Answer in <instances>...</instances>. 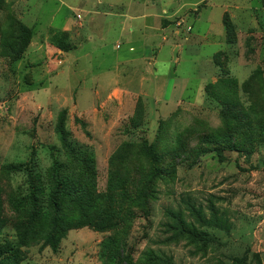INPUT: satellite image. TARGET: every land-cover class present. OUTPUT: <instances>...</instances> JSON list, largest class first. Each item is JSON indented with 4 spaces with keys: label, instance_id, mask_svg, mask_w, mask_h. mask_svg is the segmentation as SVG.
Returning <instances> with one entry per match:
<instances>
[{
    "label": "rangeland",
    "instance_id": "374dc122",
    "mask_svg": "<svg viewBox=\"0 0 264 264\" xmlns=\"http://www.w3.org/2000/svg\"><path fill=\"white\" fill-rule=\"evenodd\" d=\"M141 1L131 16L161 12ZM28 6L0 0V264H264V0L163 19L178 48L150 86L126 36L75 51L52 27L68 9ZM199 14L223 15L225 42L195 36Z\"/></svg>",
    "mask_w": 264,
    "mask_h": 264
},
{
    "label": "crops",
    "instance_id": "0c3cea01",
    "mask_svg": "<svg viewBox=\"0 0 264 264\" xmlns=\"http://www.w3.org/2000/svg\"><path fill=\"white\" fill-rule=\"evenodd\" d=\"M134 1L128 0V2L123 3L118 0H26V3L29 5V19L34 15L38 18L43 11L46 17H51V20H63L62 10L64 8L68 9L65 19L67 22L62 24L61 27L51 26L58 30L70 32L77 39L75 51H82L86 43L93 41L95 38L106 40V37L112 35L113 37H121L120 40L123 41L122 37L126 36L128 39L126 42L130 47L127 53L119 57H124V65L127 66L126 70L128 73L135 72L137 74L140 86H142L141 82L144 84L147 80H149L148 85L150 86L151 81L153 82L157 79L155 75L157 66L172 63L175 50L178 48L176 42L173 40V37H175L172 34L174 24L164 27L163 19L176 18L200 3H204L205 8H207L208 2L211 0H150L149 2L152 7L159 6L161 8V12L157 16H152L151 14L131 16L129 14L130 6H132V2ZM141 4L145 5L146 8L148 7L145 0L141 1ZM119 8L122 11L117 13L116 10ZM75 10H82L85 14L86 20H84L80 28L74 27L76 24L73 21L70 22L71 15ZM60 16L62 17L61 19ZM94 16L96 20H94ZM98 16L121 18V20H106L102 22V28H97L95 23L99 22ZM200 16L201 14L194 20H184L193 24L195 36L208 45H220L222 41L225 42L226 36L222 23L223 15L221 20L220 18L214 20L209 14L207 18ZM237 16H240L242 20H251L252 11L250 10V14L248 10L240 13L239 8L236 7V11L231 13L234 22H237ZM73 20L77 23L75 16ZM35 42L36 38L31 45L33 53L36 52ZM175 61L179 62L177 59ZM118 63H121V61H118ZM117 69L118 67L113 66L106 69L99 68L98 70L103 74H110L111 76L114 74V70ZM170 74L168 72V75ZM104 77L107 79L106 75ZM170 80L173 79H170V76H168L167 82ZM182 81L184 80L182 79ZM174 84L176 85V80H174L171 88H173ZM167 88L170 89V87H166L165 90Z\"/></svg>",
    "mask_w": 264,
    "mask_h": 264
},
{
    "label": "trees",
    "instance_id": "16d2710c",
    "mask_svg": "<svg viewBox=\"0 0 264 264\" xmlns=\"http://www.w3.org/2000/svg\"><path fill=\"white\" fill-rule=\"evenodd\" d=\"M55 205H56V202H55ZM52 238V237H51ZM2 249V248H1Z\"/></svg>",
    "mask_w": 264,
    "mask_h": 264
}]
</instances>
